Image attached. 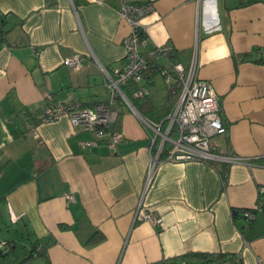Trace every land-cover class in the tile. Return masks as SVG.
Segmentation results:
<instances>
[{
	"label": "crops",
	"instance_id": "1",
	"mask_svg": "<svg viewBox=\"0 0 264 264\" xmlns=\"http://www.w3.org/2000/svg\"><path fill=\"white\" fill-rule=\"evenodd\" d=\"M148 1L140 52L156 54L157 71L139 83L149 93L132 98L135 111L117 103L112 129L123 137L112 148L65 115L44 121L42 109L108 99L102 68L124 66L129 32L117 1L0 0V258H12L5 264H154L192 252L264 264V212L252 220L242 213L264 188V0ZM165 43L169 58L157 52ZM75 53L86 56L80 69L64 64ZM193 60L226 127L211 142L249 160L229 164L224 182L226 162L162 156L144 191L153 133L138 115L163 131L180 88L173 65ZM140 199L160 226L134 219ZM22 243L27 252L17 256ZM35 245L42 253L29 256Z\"/></svg>",
	"mask_w": 264,
	"mask_h": 264
},
{
	"label": "built area",
	"instance_id": "2",
	"mask_svg": "<svg viewBox=\"0 0 264 264\" xmlns=\"http://www.w3.org/2000/svg\"><path fill=\"white\" fill-rule=\"evenodd\" d=\"M116 1V10L119 16L128 23L129 32L123 40L124 66L116 69L113 73L102 68L109 90L108 99L91 106H82L76 101L56 102L50 103L42 109L44 121H53L65 115L73 127L92 131L97 139L106 141L112 148H115L123 137L120 132L112 129L118 112L117 103L123 102L132 111H135L132 98H143L149 93L145 84H139L150 67L140 52V47L144 42L142 19L153 10L152 2L148 0ZM172 50L173 47L169 43L157 48V52L164 57H168ZM85 60L86 56L75 53L67 57L64 64L74 69H80ZM173 69L180 82V88L177 100L165 118L164 130L161 131V122H152L138 115L144 127L153 133L144 191L152 182L157 166L161 163L163 152L166 153L164 158L169 161H222L229 164H242L249 160L243 157L224 155L211 142L213 136L224 134L226 127L220 119L219 103L212 84L196 77L195 61H191L188 67L182 63H176L173 65ZM162 73L166 81L169 82L171 77L168 71L165 69ZM126 86L130 87L131 97L124 91ZM32 131L37 135L34 128ZM174 132L176 135L172 136ZM157 136H160V139L155 142ZM166 143L170 145L167 151L164 149ZM261 193H264V188L260 189ZM67 197L72 198V195L68 194ZM257 207V205L254 206V208ZM242 213L249 220L255 217V213L249 209L243 210ZM134 219L149 222L155 227L162 223V218L155 215L142 199L135 209ZM244 244L247 245L246 242ZM1 245L2 243H0V247Z\"/></svg>",
	"mask_w": 264,
	"mask_h": 264
},
{
	"label": "trees",
	"instance_id": "3",
	"mask_svg": "<svg viewBox=\"0 0 264 264\" xmlns=\"http://www.w3.org/2000/svg\"><path fill=\"white\" fill-rule=\"evenodd\" d=\"M49 1H51V0H48V2ZM135 2H138V1H135ZM143 56L145 57V59L147 60L149 66H150L149 71H151L152 73L156 72L157 71V68H156L157 65L155 64V61L153 60L154 56H156V54H154V55L153 54H146ZM169 57H170V55L167 58H169ZM125 89L127 90V92L130 91V87H128V86H126ZM134 104H135V101H134ZM168 145L169 144H167V143L165 144V148H164L165 151H167L170 148V146H168ZM222 154L231 155L228 153L225 154L223 152H222ZM165 155H166V153L163 152L162 156H165ZM228 165H229V163H225V165L223 164L222 168L219 171L221 174L220 176L224 182L227 181ZM256 205L258 206L257 208L251 207V208H245V209L252 210L254 213H256L258 211L264 212V193H261L258 195ZM245 209H242V211ZM34 252L38 255L42 253L40 251V249L37 248L36 245L31 248L29 256H33ZM2 254H3V252L1 251V248H0V256H2ZM188 260L199 261V264H224L227 261H229V260H227V256L225 254H221V253L192 252V253L182 255L180 257L173 258V259H171V261H168V262L163 261V262L154 263V264H183V263H181L182 261L186 262ZM230 261H231V259H230Z\"/></svg>",
	"mask_w": 264,
	"mask_h": 264
},
{
	"label": "rangeland",
	"instance_id": "4",
	"mask_svg": "<svg viewBox=\"0 0 264 264\" xmlns=\"http://www.w3.org/2000/svg\"><path fill=\"white\" fill-rule=\"evenodd\" d=\"M211 140H213V138H212ZM22 245H25V244L22 243L21 245L18 246V248H17V250H16V252H15V255L20 256V253H22L21 250H24V251H25L24 253L26 254L27 249H28V246L25 245V248H24ZM0 248H1V251H2V252H4V250L6 249L4 246H1ZM11 259H12V258L8 257V258L5 259L4 261H2L1 258H0V264H5V262H9ZM6 264H7V263H6Z\"/></svg>",
	"mask_w": 264,
	"mask_h": 264
}]
</instances>
